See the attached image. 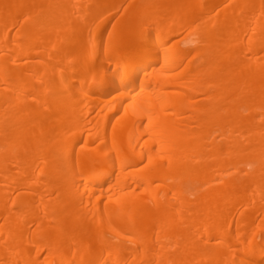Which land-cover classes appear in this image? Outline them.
<instances>
[{
	"label": "bare ground",
	"instance_id": "1",
	"mask_svg": "<svg viewBox=\"0 0 264 264\" xmlns=\"http://www.w3.org/2000/svg\"><path fill=\"white\" fill-rule=\"evenodd\" d=\"M0 264H264V0H0Z\"/></svg>",
	"mask_w": 264,
	"mask_h": 264
}]
</instances>
